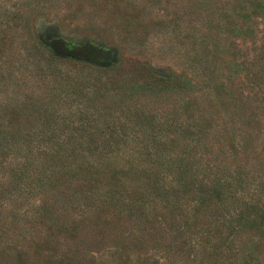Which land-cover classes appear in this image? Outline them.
I'll use <instances>...</instances> for the list:
<instances>
[{"label": "rangeland", "instance_id": "374dc122", "mask_svg": "<svg viewBox=\"0 0 264 264\" xmlns=\"http://www.w3.org/2000/svg\"><path fill=\"white\" fill-rule=\"evenodd\" d=\"M255 2L264 0H0V253L29 255L21 264H264V13L246 18ZM150 71L168 78L155 89ZM146 77L156 92L142 88ZM121 106L151 115L139 127ZM108 127L122 144L86 152L95 137L112 140ZM82 156L93 172H167L193 205L209 169L230 186L181 255L91 252L62 236L74 212L39 214L88 189ZM51 172L69 189L55 199Z\"/></svg>", "mask_w": 264, "mask_h": 264}, {"label": "trees", "instance_id": "16d2710c", "mask_svg": "<svg viewBox=\"0 0 264 264\" xmlns=\"http://www.w3.org/2000/svg\"><path fill=\"white\" fill-rule=\"evenodd\" d=\"M249 11L246 18L250 21L251 16L259 15L260 12L264 13V2L252 3ZM150 74L155 78L157 76L156 73L151 71ZM158 78H163V80L158 81L156 78V82H153L155 89L158 84L162 85L159 82L165 83L164 80L168 77L160 74ZM172 78L179 79L181 84L187 85L181 77L173 76ZM148 80L149 78L146 77L142 88L146 89L147 86V88L150 87L151 91L156 92L152 90V82ZM260 81L264 82V76L260 78ZM121 110L129 113L126 115L127 117L132 115L138 119L137 125L139 127L151 115V111H139L138 106L127 109L121 106ZM143 128L150 129V126H144ZM100 129L97 128L96 131ZM108 129L112 140L107 141V144L103 142L105 146H102L100 138L95 137L94 140L89 141L85 149L86 152L90 151L92 153L100 149H107V146L110 148L114 144L113 149L122 144V140L120 142V138L116 137L118 129L114 130L111 127H108ZM121 129L123 131L127 130V126L123 125ZM161 143L156 138L152 140V145L155 149ZM79 144L71 143L70 147L74 148ZM60 153H58V161L62 164L64 161H68L76 156V149L74 148L71 154L66 156L69 158L66 160L62 159ZM156 153L158 155L156 157L158 161L157 165L161 169V163H163L161 162V153L158 150ZM82 162L79 166L83 171L81 177H84V180L88 181L90 188L88 187L86 190L82 189L71 195L68 188L62 190L63 183L59 181L60 174L51 172L52 185L47 188L51 189V196L55 199L56 197H60L61 193L62 196L63 192L66 191H69L70 194L65 196L64 199L56 201L57 211H52L51 205L47 204L45 205V209H42L39 214L41 218L48 217L49 215L52 219L58 220L59 217L69 216L71 211L74 212L79 220H75V223L69 225L62 223L61 227L64 232L62 236L70 239L73 243L82 240L88 244V249H113L116 251L115 253L126 258L146 257L147 255L151 256L166 250L176 255L183 254L193 243L194 238H192L191 232L198 227V219L212 212L211 207L215 200L221 204L225 201L223 194H226V188L229 189L228 185L231 179V176L221 175L209 169L207 176L203 179L205 181L202 180L199 182V185H196L197 192L200 194L197 199H195V195L193 194L195 193V189L193 190L195 184L191 186L193 192L191 193L194 198L193 203H195L193 205L190 203L191 200L188 196L186 203L183 202L179 195L180 191L168 181L169 175H166L167 172L161 175L160 172L142 173L135 170L134 173H131L123 170L118 172L120 175H115V172L110 173L112 171L103 168L96 169V172H93V166L87 156H82ZM74 171L73 168L69 170L70 176H74ZM178 174L179 172L175 177L172 176L176 181H178ZM141 178H144L146 181L145 184L139 185L140 188L143 187L142 189L136 190V187L130 185L132 182H140ZM208 181H210L209 185H207ZM178 184L180 185L181 183ZM197 204L201 209L200 212L198 211L199 208L196 209ZM203 209L206 212L203 213ZM191 216H193L192 219ZM203 237L204 234L202 239ZM91 249L89 251L94 252ZM219 249L220 247H218ZM218 252L216 253L218 254ZM71 254L76 255L77 253L71 252ZM25 256L29 259V255L21 253V257L16 255L14 260L11 255L3 256L0 253V264H17L18 262L20 263L19 260L25 263ZM64 256L65 261L72 260L66 257L67 254H64Z\"/></svg>", "mask_w": 264, "mask_h": 264}]
</instances>
